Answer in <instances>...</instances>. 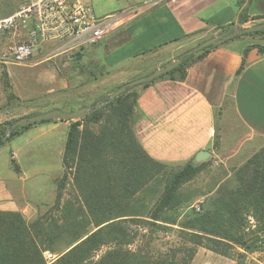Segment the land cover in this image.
<instances>
[{"label": "crops", "instance_id": "0c3cea01", "mask_svg": "<svg viewBox=\"0 0 264 264\" xmlns=\"http://www.w3.org/2000/svg\"><path fill=\"white\" fill-rule=\"evenodd\" d=\"M88 1L98 16L120 13L122 24L94 45L42 40L31 55L30 66L64 60L63 87L66 93H79L62 100L72 109L88 106L241 21H264V0H161L156 4L158 0ZM2 5L4 0H0ZM14 11H0V18ZM27 32L25 26L0 33V52L25 39ZM258 46H264L261 35L235 36L190 62L183 80L165 76L134 89L133 130L152 158L174 167L188 162L214 166L213 175L206 179L213 188L200 185L202 197L213 194L221 182L232 178L234 168L264 146V50ZM10 65L16 64L0 62L8 78ZM92 88L94 94L82 95V90ZM10 89L15 95L12 86ZM49 102L45 100L42 107L51 106ZM69 124L57 119L38 122L8 140L10 158L21 173L17 152L35 138H53L62 159ZM199 150L210 155L196 162ZM12 179L11 175L5 179L0 172V210L23 212L21 206H14ZM193 182L185 183L178 194L182 188L189 192ZM245 264H264V250L251 252Z\"/></svg>", "mask_w": 264, "mask_h": 264}, {"label": "trees", "instance_id": "16d2710c", "mask_svg": "<svg viewBox=\"0 0 264 264\" xmlns=\"http://www.w3.org/2000/svg\"><path fill=\"white\" fill-rule=\"evenodd\" d=\"M244 34H264V29ZM258 48L264 50V46ZM208 50L184 57L178 66L150 82L165 76L183 80L188 64ZM2 78L7 102L17 99L5 71ZM58 104L60 110H76L62 101ZM135 105L136 90L126 91L83 118L69 121L61 159L63 173L53 205L55 209L62 205V224L48 223L42 217L27 222L19 211H0V264H46L42 252L52 249L65 232L70 239L50 264H191L195 246L225 257L238 247L243 250L239 258L250 248L264 250V146L234 168L232 178L221 182L198 212L176 223L166 213L178 204L179 189L194 179L205 163L174 167L152 158L133 130ZM59 106H49L46 111ZM51 120L56 119L39 122ZM14 121L0 123V138ZM35 123L16 127L6 141ZM69 177L82 209L69 201L61 203ZM80 216L84 224L77 230ZM130 220L153 226L177 225L181 244L190 246L157 254L130 248L134 240L126 225Z\"/></svg>", "mask_w": 264, "mask_h": 264}, {"label": "rangeland", "instance_id": "374dc122", "mask_svg": "<svg viewBox=\"0 0 264 264\" xmlns=\"http://www.w3.org/2000/svg\"><path fill=\"white\" fill-rule=\"evenodd\" d=\"M18 3V0H4V5L0 6V11H14L18 7ZM256 35H261L264 38V34ZM196 45L198 43L193 46ZM31 58L32 56L25 63L9 66L11 75L8 78L9 84L13 88L14 96L17 97V99L10 102H7V90L4 87L2 78L4 69L0 68V123L6 120L14 121L36 111H46L47 109L42 107L45 104V100L50 101L49 103H52L51 106H53L65 100L66 97H69V94L79 95L76 91L74 93H66L67 88L63 87L62 75L65 72L62 66L63 59L57 58L55 61L52 59L47 62L44 61L39 66H30V62L32 63ZM92 89L94 90L95 88ZM92 89L82 90V95L94 94L96 90L93 91ZM104 96L100 97V99ZM91 105L93 103L88 106ZM29 108L32 110L28 111ZM61 108V106L57 107V109ZM9 145V141L0 145V172L5 175V179L8 175L13 176V179H15L14 206H21L24 209L21 213L27 222L42 217L48 223L57 221L62 224V205L59 209L53 207L57 184L63 173L61 172L62 166L57 147L58 143L53 138L41 137L31 140L27 145L23 144V147L19 149L16 155V161L21 166L23 173H21L15 162L11 163ZM214 169V166H210V164L203 167L193 179L195 186L187 193L186 188L180 190L178 204L166 213V217L169 220L179 223L184 216L195 212L192 205L200 199L204 201L209 196L202 197V190L199 186L203 184L207 189L211 188V186L213 188L211 181L206 182V179L209 178V175H213ZM18 174L21 175L19 176ZM66 201L72 202L75 208L82 209L71 177L68 178L62 189L61 203L63 204ZM78 221L77 230H80L84 224L83 216H80ZM126 225L128 232L134 237L133 243L130 245V248L133 249L141 247L150 254H157L173 249L177 250L178 247L185 248L190 246V244H181L177 225L153 226L140 222V220H130ZM69 239L70 235L67 232L63 233L52 244V249L48 251L58 255L64 250ZM195 248L196 252L191 264H238L240 260L238 253L243 251L241 248L235 247L231 249L230 257H225L202 246H195Z\"/></svg>", "mask_w": 264, "mask_h": 264}, {"label": "built area", "instance_id": "2783aa9c", "mask_svg": "<svg viewBox=\"0 0 264 264\" xmlns=\"http://www.w3.org/2000/svg\"><path fill=\"white\" fill-rule=\"evenodd\" d=\"M158 2L161 0L155 4ZM121 19L120 13L96 15L88 0H20L13 13L0 18V33L27 26V36L3 49L0 62L25 63L42 40L70 41L80 47L94 45L121 25ZM202 203L200 199L192 205L195 212ZM42 255L46 264L58 256L48 250Z\"/></svg>", "mask_w": 264, "mask_h": 264}, {"label": "water", "instance_id": "95a60500", "mask_svg": "<svg viewBox=\"0 0 264 264\" xmlns=\"http://www.w3.org/2000/svg\"><path fill=\"white\" fill-rule=\"evenodd\" d=\"M263 29H264V22L252 21L248 23H241V24L233 25L229 30L223 31L221 33H218L217 35L209 37L203 40L198 45L189 48L188 50L181 53L178 57H176L172 61H169L159 66L158 68L154 69L149 74L140 76L127 83L120 85L113 92L108 94L105 98H101L97 100L91 106H83L73 111H63L60 109H51L46 112L37 113L32 116H26L23 118L16 119L13 123H11V125L6 127L4 135L0 138V143L5 142L9 134L12 132V130L21 125H28L31 123L44 121V120H50V119L70 121V120H77V119L83 118L87 114L97 110L104 104H107L108 102H110L112 98L116 97L117 95L122 94L126 91L134 90L142 86L143 84L150 82L154 78L161 76L167 73L168 71L172 70L173 68L178 66L182 62L183 58L186 56H189L191 54L199 55L203 53L205 50H208L212 47L222 44L225 41L235 37L236 35L254 32V31L263 30ZM209 155L210 153L207 150H199L195 156V161L201 162L205 160L207 157H209ZM252 251H253V248H250L248 252H245L240 258L238 264H245L248 255Z\"/></svg>", "mask_w": 264, "mask_h": 264}]
</instances>
